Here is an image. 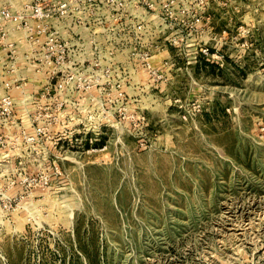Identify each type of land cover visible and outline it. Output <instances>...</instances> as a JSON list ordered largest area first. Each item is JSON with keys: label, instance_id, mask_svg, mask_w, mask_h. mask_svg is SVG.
Returning <instances> with one entry per match:
<instances>
[{"label": "rangeland", "instance_id": "rangeland-1", "mask_svg": "<svg viewBox=\"0 0 264 264\" xmlns=\"http://www.w3.org/2000/svg\"><path fill=\"white\" fill-rule=\"evenodd\" d=\"M209 13L191 36L99 28V50L72 57L57 144L26 141L47 104L18 102L21 129H0V264H264V4ZM13 28L42 93L43 37Z\"/></svg>", "mask_w": 264, "mask_h": 264}, {"label": "built area", "instance_id": "built-area-1", "mask_svg": "<svg viewBox=\"0 0 264 264\" xmlns=\"http://www.w3.org/2000/svg\"><path fill=\"white\" fill-rule=\"evenodd\" d=\"M3 3L0 7L1 43L6 39L10 26L25 30L33 42L37 40L36 36L43 37L48 77L42 93L32 88L23 90L28 79L20 77L14 82H4L7 92L0 97V129H21L17 122L20 102L23 105L36 99L46 102V122L42 126L39 121L34 134L25 136L26 141L36 148L47 134L55 138L57 133L54 144L64 139L61 134L66 130L63 126L60 128V122L65 117L66 92L72 85L81 87L82 84L78 65L72 57L76 58L87 49L86 46L92 52L99 50L96 40L99 28H104L112 39H130L134 34L136 39L142 40L154 28L149 21L159 19L165 24L163 29L185 27L191 36L211 19L209 9L212 4L249 6L264 4V0H31L20 11L15 9L12 0H4ZM66 36L76 40L65 39ZM180 41L183 42L184 38ZM9 47L13 65L18 67L16 43L9 44ZM209 51V48L202 49L206 55ZM11 90L21 91L24 95L17 100ZM40 119L39 115L32 120L35 123ZM54 123L59 127L57 131H54ZM2 146L0 141V150Z\"/></svg>", "mask_w": 264, "mask_h": 264}, {"label": "crops", "instance_id": "crops-1", "mask_svg": "<svg viewBox=\"0 0 264 264\" xmlns=\"http://www.w3.org/2000/svg\"><path fill=\"white\" fill-rule=\"evenodd\" d=\"M29 1L31 0H12L15 8L16 6H21L24 3H27ZM3 2L4 0H0V7L4 4ZM19 35L20 34L15 32V28H13V26H10L8 28V34H7L6 39H4L2 43L0 42V83L3 84L4 87H5L4 82H7V81L14 82L15 80L21 77V74H19V71H17V66L13 65L14 59L10 55L11 50L9 47V44L14 43V42L16 43V41L18 42L17 37ZM70 39L76 40V38H73L71 36H70ZM75 43H79V42L76 41ZM34 77L32 76V78L28 80L27 83L24 84L23 90L29 89V88L33 89L37 86H40V82H38L40 80L36 79L37 76H34ZM6 92L7 90L4 91V94ZM10 92L17 98V100L23 97L24 95L23 92L18 91V90H11Z\"/></svg>", "mask_w": 264, "mask_h": 264}, {"label": "trees", "instance_id": "trees-1", "mask_svg": "<svg viewBox=\"0 0 264 264\" xmlns=\"http://www.w3.org/2000/svg\"><path fill=\"white\" fill-rule=\"evenodd\" d=\"M205 65L207 66V65H210V64H205ZM211 67H212V69H214L215 66L212 65ZM223 69H224V68H222V70H223Z\"/></svg>", "mask_w": 264, "mask_h": 264}]
</instances>
